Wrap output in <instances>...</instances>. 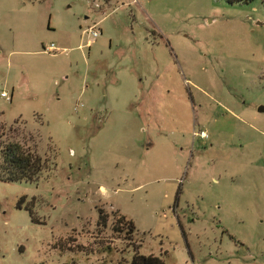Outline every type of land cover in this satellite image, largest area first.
I'll return each mask as SVG.
<instances>
[{"label":"rangeland","instance_id":"374dc122","mask_svg":"<svg viewBox=\"0 0 264 264\" xmlns=\"http://www.w3.org/2000/svg\"><path fill=\"white\" fill-rule=\"evenodd\" d=\"M2 92L0 264H264V0H0Z\"/></svg>","mask_w":264,"mask_h":264},{"label":"trees","instance_id":"16d2710c","mask_svg":"<svg viewBox=\"0 0 264 264\" xmlns=\"http://www.w3.org/2000/svg\"><path fill=\"white\" fill-rule=\"evenodd\" d=\"M227 4L235 3H249L253 0H224ZM18 129V128H17ZM12 126L6 129L0 127V182L5 183H35L41 173L48 170L51 166L49 161L44 157L40 158L29 146L25 144V136L31 139L29 134H21V142L13 140L11 135L18 132ZM9 133L7 137L6 133ZM33 198L30 200L32 201ZM25 197L19 198L16 208L20 209L24 204ZM34 206V204H33ZM27 212L28 218L33 224H43L44 222L37 219L32 211V204L23 206ZM107 221V214L101 210H97L96 225L105 228ZM123 225L127 226V231H135L131 221L126 220L124 216H117L110 225L112 232L121 231ZM128 264H163L159 257L153 255H141L138 251H134Z\"/></svg>","mask_w":264,"mask_h":264},{"label":"built area","instance_id":"2783aa9c","mask_svg":"<svg viewBox=\"0 0 264 264\" xmlns=\"http://www.w3.org/2000/svg\"><path fill=\"white\" fill-rule=\"evenodd\" d=\"M82 34H84L87 37L86 43L90 44V42L98 35V30H96L94 28V26L92 25L90 27H87L86 30H83ZM54 49L55 48H54L53 44H50L49 46L43 47V50L46 51V52L52 51ZM0 96L3 97L6 100H9V96H7L3 92L0 94ZM192 135L193 136H198V137H205V133L203 131H201V130L198 131V132H193Z\"/></svg>","mask_w":264,"mask_h":264},{"label":"water","instance_id":"95a60500","mask_svg":"<svg viewBox=\"0 0 264 264\" xmlns=\"http://www.w3.org/2000/svg\"><path fill=\"white\" fill-rule=\"evenodd\" d=\"M264 110V108L263 107H259L258 108V111L260 112V111H263Z\"/></svg>","mask_w":264,"mask_h":264}]
</instances>
